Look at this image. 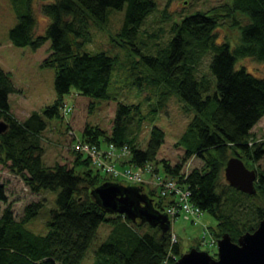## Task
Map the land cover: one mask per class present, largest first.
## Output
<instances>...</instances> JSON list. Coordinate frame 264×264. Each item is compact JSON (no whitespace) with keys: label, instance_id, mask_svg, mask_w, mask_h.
Instances as JSON below:
<instances>
[{"label":"trees","instance_id":"obj_1","mask_svg":"<svg viewBox=\"0 0 264 264\" xmlns=\"http://www.w3.org/2000/svg\"><path fill=\"white\" fill-rule=\"evenodd\" d=\"M39 1L40 14L49 20L44 33L35 34L37 20L32 0H27L26 9L18 15L9 37L13 45L29 46L33 50L50 41L49 55L42 66L55 68L57 99L42 115L35 112L25 121H18L9 106V96L17 90L9 74L0 67V120L8 124V130L0 135V164L22 177L33 192L58 191L57 209L51 211L47 233L36 235L25 224L38 214L43 206L41 202L27 205L19 221L14 219L9 207L5 208L0 215V264H80L103 223L109 224L112 230L99 246L98 256H108L112 264H163L166 260L172 264L175 259L169 254L178 257L181 250L178 242L171 244V230L163 233L158 227L146 224L151 232L142 235L130 227L135 223L127 217L105 213L92 199L91 191L111 180L103 178L100 170L90 169L91 159L79 152H73L72 167L61 164L46 167L40 140L47 129L46 120L62 118L63 97L71 88L93 99L109 97L107 87L116 58L105 53L81 52L82 46L90 41V19L105 22L111 10L125 9L119 36L132 44L142 22L155 8V2ZM225 8L231 26L240 31L234 48L227 41L216 42L218 16L201 11L175 24L174 37L167 47L156 56H143L142 60L153 70L152 83L169 85L186 103V110L195 112L182 139L188 146L186 156L175 165L162 160L165 173L177 177L189 155H205L204 167L194 169L187 178L191 201L217 219L218 231L212 237L217 240L228 233L235 242L242 233L253 231L264 217V170L259 172L254 195L241 193L224 182L229 152L241 158L242 153L245 158L242 159L251 163L264 159V141L248 145L251 129L264 116V77L236 68L238 60L244 58L264 62V0H232L231 6ZM235 13L243 15L247 22L243 24L235 19ZM210 52L214 54L210 73L216 87L212 95L209 93L211 80L196 76L197 65ZM131 107L138 108L119 104L110 136L98 126L87 124L82 139L95 146L103 143L128 146L131 159L125 164L154 163L164 142V132L154 126L146 148H139L130 134ZM78 166L86 169L76 171ZM146 194L153 199L156 209L164 211L163 198L155 199L153 190H147ZM5 199V186L0 182V203ZM241 207L248 208L247 213L241 214ZM212 256L216 257V253Z\"/></svg>","mask_w":264,"mask_h":264},{"label":"rangeland","instance_id":"obj_2","mask_svg":"<svg viewBox=\"0 0 264 264\" xmlns=\"http://www.w3.org/2000/svg\"><path fill=\"white\" fill-rule=\"evenodd\" d=\"M153 1L155 8L142 22L132 44L119 36L124 24L125 9L111 10L105 22L90 19V41L82 46L81 52L105 53L107 56L116 58L107 87L109 97L108 99H93L79 94L75 88H71L70 92L64 95V106L61 108L62 118L47 119V129L40 139L43 147L42 161L46 167H53L56 164L72 167L75 157L73 152L78 153L72 150L75 140L94 145L82 139V133L87 124L98 126L110 136L119 104L138 106L136 110L131 107L133 119L129 123V128L131 137L136 140L139 148H146L154 126L164 132V142L159 149L157 160L150 163L153 170L158 169L164 173L162 160L175 165L186 156L188 146L182 139L195 117V112L186 110V103L169 85L152 83L153 70L142 60V57L156 56L158 51L167 47L174 37L173 26L197 12L202 11L218 16L219 25L215 32L217 43L227 41L234 48L239 42L240 31L231 26V21L226 16L228 11L225 6H231L232 0ZM26 6L27 0H0V67L9 74L17 90L9 96V106L11 113L20 122L25 121L35 112L42 115L46 107L53 105L57 99L54 86L55 68L42 66L43 60L49 55L50 41H46L36 50L29 46H15L10 41L9 32L16 25L18 15L25 11ZM31 6L37 20L35 34H43L49 20L40 14L39 0H32ZM233 17L243 24L247 22L246 18L239 13H235ZM213 55V52L206 54L196 67L198 79L205 76L211 80L212 85L209 91L211 95L216 89L215 79L210 73V62ZM236 68H244L248 73L259 78L264 77V62H257L252 58L238 60ZM91 103H93L92 106H90ZM66 108L70 109L67 113L64 112ZM70 132H73V135ZM262 141H264V117L251 129L248 145L255 146ZM105 144L97 147L104 148ZM240 154L244 158V155ZM231 157L237 156L229 152L228 160ZM89 158L92 162V158ZM130 159V155H127L123 160L128 162ZM244 159L242 161L246 167L255 170L258 176L259 172L264 170V159L255 163ZM205 161V155L203 157L198 154L189 155L182 170L184 173H189L194 169L203 168ZM85 169L84 166H78L76 171ZM90 169L97 170L93 162ZM101 175L112 182L137 186L136 183L115 178L111 174L102 172ZM144 176L147 178L146 181H150L149 175ZM0 182L5 186L6 193L5 201L0 203V215L5 208L9 207L14 219L19 221L27 205L41 202L42 208L25 224V228L36 235H45L48 231L46 223L51 218V211L57 209L58 191L33 192L22 177L3 164H0ZM224 182L228 184L225 178ZM141 186L145 190H151L147 184H141ZM168 199H163L166 204L169 202ZM243 201L244 204H249L248 201ZM247 210L246 207L240 208L241 214L247 213ZM135 225H130V227L137 229L142 235L151 232L150 226L146 224ZM111 230L112 227L109 224L103 223L99 227L97 235L88 246L80 264H112L107 260L108 256H98L97 252L99 246L107 240ZM170 230L177 237L181 255L196 247L211 255L217 252L216 247L211 249L206 244L199 243L203 235L206 237L205 242L208 243L211 234L218 231L217 219L207 212H202L196 224L180 216L171 222Z\"/></svg>","mask_w":264,"mask_h":264},{"label":"water","instance_id":"obj_3","mask_svg":"<svg viewBox=\"0 0 264 264\" xmlns=\"http://www.w3.org/2000/svg\"><path fill=\"white\" fill-rule=\"evenodd\" d=\"M8 124L0 121V135ZM224 178L235 190L254 195L257 172L246 167L239 157H231L224 167ZM94 202L107 214H119L133 223L158 227L163 233L170 230L169 216L157 210L153 200L138 186H126L106 181L91 191ZM172 264H264V217L253 231L242 233L232 241L228 233L217 240V256L192 248Z\"/></svg>","mask_w":264,"mask_h":264},{"label":"built area","instance_id":"obj_4","mask_svg":"<svg viewBox=\"0 0 264 264\" xmlns=\"http://www.w3.org/2000/svg\"><path fill=\"white\" fill-rule=\"evenodd\" d=\"M69 111L70 109L68 108L64 110L65 113ZM71 134L73 135V132ZM72 148L73 151L75 150L91 157L93 165L101 172L138 185L147 184L151 190L155 191V199L169 198L168 204L164 206V212L168 214L170 219L176 220L181 216L190 223L196 224L199 222L202 210L191 201L192 192L187 183V178L191 171L184 173L181 170L177 177H173L169 174L161 173L158 169L157 171L153 170L150 163L145 164V166L123 164L125 162L123 159L130 155L129 147L126 145L117 147L113 143H108L102 148L88 145L81 140H75ZM145 174L150 176V181H146ZM205 240L206 237L203 235L202 244H206L209 247L216 246L214 237L211 236L208 243ZM175 243H177V237L172 235L171 244ZM169 256L174 259L177 258L172 253ZM163 264H167V260Z\"/></svg>","mask_w":264,"mask_h":264},{"label":"crops","instance_id":"obj_5","mask_svg":"<svg viewBox=\"0 0 264 264\" xmlns=\"http://www.w3.org/2000/svg\"><path fill=\"white\" fill-rule=\"evenodd\" d=\"M263 117H264V116H263ZM263 117H262V118H263ZM262 118H261V119H262Z\"/></svg>","mask_w":264,"mask_h":264}]
</instances>
